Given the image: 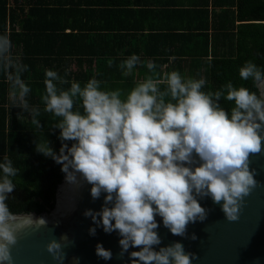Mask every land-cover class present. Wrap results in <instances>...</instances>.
I'll return each mask as SVG.
<instances>
[{"label":"clouds","instance_id":"1","mask_svg":"<svg viewBox=\"0 0 264 264\" xmlns=\"http://www.w3.org/2000/svg\"><path fill=\"white\" fill-rule=\"evenodd\" d=\"M11 48L9 36L0 35V71L13 96L18 94L22 110L18 115L27 113L31 118L34 150L61 165L67 184L90 185L93 201L103 194L100 210L86 209L83 215L95 225L88 229L90 236L96 235L97 228L118 234L119 260L126 255L128 264L198 260L180 242L161 246L156 218L172 235L196 241L187 226L207 219L211 210L199 202L205 198L220 205L226 221L240 219L245 198L259 186L250 165L251 157L264 152V66L249 59L238 68L239 78L251 82L252 88L229 80L214 90L206 87L205 79L184 76L179 70L158 73L154 60L146 62L149 74L127 89L105 88L96 78L81 84L68 79V72L61 75L45 69L40 100L43 112L54 117L50 128L59 131L57 153L45 137L41 108L27 100L31 88L23 74L29 66L14 58ZM143 63L132 54L119 67L128 76ZM18 175L13 161L4 156L0 161V264H14L12 249L20 233L49 226L46 217L10 209ZM69 246V236L63 234L51 239L45 250L55 264H64ZM95 254L105 261L113 258L101 243L96 244ZM72 264H80V258L72 257Z\"/></svg>","mask_w":264,"mask_h":264},{"label":"trees","instance_id":"2","mask_svg":"<svg viewBox=\"0 0 264 264\" xmlns=\"http://www.w3.org/2000/svg\"><path fill=\"white\" fill-rule=\"evenodd\" d=\"M18 0H0V35L7 34L11 40V54L22 63L29 66V70L23 74L25 83L31 88L27 100L32 106L41 108V123L45 126L44 134L46 139L51 142L52 147L58 153L61 142L57 139L58 133L53 134L51 124L54 117L51 114L43 112V104L40 97L44 92V76L31 70V66L39 63L46 64L47 61L41 57L44 55L29 52L34 49L35 41L38 37H43L48 27H39L35 24L37 11L33 12L30 7L19 6ZM41 3V2H40ZM92 4L95 7L83 6ZM115 0H77L76 1V46L81 47L77 63L91 66L94 60L103 61L106 57L103 51L97 48L104 44V37L108 33L118 29L104 23V20L110 19L112 13H126V17H139L143 11L130 7L129 9L114 12L111 4H118ZM214 9L227 7L233 9V29L222 33L226 39V48L224 52H217L213 46L214 41L209 38L211 28L209 22V7ZM93 8V9H91ZM187 15L193 24L188 26V36L192 39L193 49L189 53L190 58L201 59L208 58L210 51L212 57L207 61L205 71V80L207 88L217 89L227 81H232L235 85H244L252 88L251 82L242 81L238 75V68L246 60L254 59L258 65L264 66V0H194L191 7L186 10ZM87 18L97 25H79L82 18ZM106 18V19H105ZM236 22H239L236 25ZM214 27V26H213ZM127 32L135 33L139 30L137 26H124ZM222 32V31H219ZM78 33L80 35H78ZM93 33L95 35L90 36ZM211 42V45H210ZM89 46V47H88ZM96 49L85 51L84 49ZM211 48V50H210ZM188 56V55H187ZM31 70V71H30ZM32 74V75H31ZM35 74H38L36 76ZM88 74V73H87ZM91 76L76 74V81L83 84ZM103 83L108 80L105 77L98 76ZM105 87V84L103 85ZM9 83L3 71H0V161L4 156H8L14 166L19 170L16 177V189L10 194L8 201L10 209L14 213L36 212L38 214L50 211L54 206L55 193L57 186L61 183L64 173L61 172V165L56 164L51 158H46L38 154L35 149L31 118L27 113L23 116L18 114L22 112L18 108L20 103L18 94L11 97ZM223 103V102H222ZM225 107L229 105L224 104ZM11 197H15L12 200Z\"/></svg>","mask_w":264,"mask_h":264},{"label":"crops","instance_id":"3","mask_svg":"<svg viewBox=\"0 0 264 264\" xmlns=\"http://www.w3.org/2000/svg\"><path fill=\"white\" fill-rule=\"evenodd\" d=\"M76 1L77 0H18L19 6L27 3L25 7L35 10V24L39 27H48L43 37H38L37 47L29 49L34 55L41 57L47 63L31 66V70L43 74L45 69H53L61 75L68 72V79H75L76 74L89 75L91 78L105 77V88H131L135 82L141 80L148 73L146 62L154 60L158 65L157 72L179 70L182 75L196 79H205L207 61L212 57L211 51L208 58L193 59L189 54L193 49L192 39L188 36V26L193 24L186 10L191 7L194 0H115L118 4H111L112 11H122L133 7L143 11L139 17L128 19L126 13H112L110 19L104 23L116 26L118 29L106 34L104 44L97 50L103 51L106 57L103 61L94 60L91 66L77 63L81 47L76 46ZM92 2L93 0H89ZM221 1V0H218ZM41 2V3H40ZM14 4V0H11ZM83 6L95 7L89 3ZM93 9V8H91ZM209 38L214 41L213 46L218 52H224L226 39L225 31H232L233 9L227 7H209ZM87 18H82L79 25H97ZM239 22H236L238 25ZM126 25L139 27L135 33L127 32ZM214 26V27H213ZM224 28V29H222ZM222 31V32H219ZM78 35H80L78 33ZM90 36L95 34L90 33ZM210 42V45H211ZM89 47V46H88ZM85 51L96 50L87 48ZM211 50V48H210ZM140 56L143 64L137 65L128 76H124L120 63L128 56ZM188 55V56H187ZM170 56H176L175 61H169ZM111 64V66H109ZM166 66V67H165ZM30 70V71H31ZM88 73V74H87ZM32 75V74H31ZM38 76V74H35ZM13 94H11V97ZM57 134L55 130L52 132Z\"/></svg>","mask_w":264,"mask_h":264},{"label":"water","instance_id":"4","mask_svg":"<svg viewBox=\"0 0 264 264\" xmlns=\"http://www.w3.org/2000/svg\"><path fill=\"white\" fill-rule=\"evenodd\" d=\"M251 161L250 167L256 170L255 179L259 186L245 198L237 222L226 221L220 205L214 204L210 197L205 198L199 202L202 207L211 210L207 219L187 226L188 235L195 233L196 241L172 235L163 227L160 218H156L161 225L158 229L161 246L173 241L182 243L186 251L199 257L192 264H264V152L251 157ZM90 187L86 183L83 187L67 184L63 177L56 188L53 208L41 214L31 212L35 217H46L49 226L19 234L18 243L12 249L14 264H55L45 245L63 234H67L70 241V246L65 249L67 258L64 264H72L74 256L80 258V264H128L127 255L124 260L117 258L120 237L116 232L106 234L102 228H97L94 237L88 234V229L95 225L83 213L86 209L99 211L104 199L102 194L100 199L93 201ZM97 243L112 251L111 260L105 261L96 256ZM138 250L129 249V252Z\"/></svg>","mask_w":264,"mask_h":264}]
</instances>
